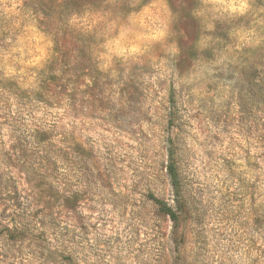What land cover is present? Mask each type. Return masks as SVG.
Listing matches in <instances>:
<instances>
[{"label": "rangeland", "instance_id": "1", "mask_svg": "<svg viewBox=\"0 0 264 264\" xmlns=\"http://www.w3.org/2000/svg\"><path fill=\"white\" fill-rule=\"evenodd\" d=\"M147 2L24 0L51 55L36 89L0 78V221L29 228L15 238L0 226V264H264V39L231 35L264 0L236 18L164 0L167 12L127 19ZM89 10L106 20L69 23ZM161 21L164 40L124 41L99 67L122 23L147 33ZM7 23L0 47L16 38ZM170 153L176 224L153 202L178 207Z\"/></svg>", "mask_w": 264, "mask_h": 264}, {"label": "clouds", "instance_id": "2", "mask_svg": "<svg viewBox=\"0 0 264 264\" xmlns=\"http://www.w3.org/2000/svg\"><path fill=\"white\" fill-rule=\"evenodd\" d=\"M157 5L167 12L164 0H148L138 10L130 7L127 19L133 23L139 20L143 24L145 15ZM204 5L205 7L194 10V15L200 16L205 11H209L216 14L215 20L245 16L255 8L254 0H204ZM258 12L264 13V7L259 8ZM0 17L8 22L6 30L16 37L14 41L9 37L6 42L7 47H0V78L15 79L23 89L38 88L40 70L45 68L51 55V41L37 28L31 12L24 8V0H0ZM106 18L103 10L94 12L89 10L83 16L74 13L70 17L69 23L90 31L98 22L104 21ZM257 24L264 26V15L253 19V27L241 26L231 35L236 37L241 44H258L261 39H264V36H259L256 33L255 26ZM206 28L213 30L215 23L209 22ZM166 36L167 24L164 21H161L160 26L147 33L134 29L131 23H122L118 34L108 39L98 51V59L101 61L99 67L107 69L111 65L113 56L124 55L125 49L120 47L124 41H129L133 45L132 50L137 51L136 45H140L146 40L162 41ZM239 46L240 44L237 45V47Z\"/></svg>", "mask_w": 264, "mask_h": 264}, {"label": "trees", "instance_id": "3", "mask_svg": "<svg viewBox=\"0 0 264 264\" xmlns=\"http://www.w3.org/2000/svg\"><path fill=\"white\" fill-rule=\"evenodd\" d=\"M166 170H167V175L170 179L171 186L173 187V190L175 191V197H176V201H177L176 204H178V207H176V209H173L170 206H168L166 203H164L163 201L155 199V198H153V202L159 206V209L161 212L166 214L169 217V219L174 224H176V222L179 218L178 213L180 212L179 210L181 208L180 202L178 200V194L180 193V185H179V180H178L177 171H176L177 168H176V164L174 162V158L172 156V153H170L169 163L167 164ZM10 221H13L12 218L10 219ZM0 226L3 228V232H5L8 237L11 236V237L17 238L18 236L22 235L23 233H28V231H29L28 230L29 228L26 225H24V227L21 229H19L16 225H13L10 228L7 225H2V223L0 221Z\"/></svg>", "mask_w": 264, "mask_h": 264}]
</instances>
